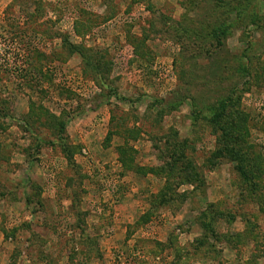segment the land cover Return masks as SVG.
Here are the masks:
<instances>
[{
    "label": "rangeland",
    "instance_id": "rangeland-1",
    "mask_svg": "<svg viewBox=\"0 0 264 264\" xmlns=\"http://www.w3.org/2000/svg\"><path fill=\"white\" fill-rule=\"evenodd\" d=\"M217 1L0 0V264H264V0Z\"/></svg>",
    "mask_w": 264,
    "mask_h": 264
},
{
    "label": "trees",
    "instance_id": "trees-1",
    "mask_svg": "<svg viewBox=\"0 0 264 264\" xmlns=\"http://www.w3.org/2000/svg\"><path fill=\"white\" fill-rule=\"evenodd\" d=\"M215 1H217V0H215ZM209 34L211 35L210 37H212L210 39H213V41H217V39H215L214 37L220 36L221 33H219V30H217L215 28L213 30H210ZM220 42H221V40L218 39V44ZM220 44H219V46H220ZM216 118H217V120H216ZM223 118L225 119V113H224V111H221V112L215 113L214 114V118L212 120H216V121L220 122L221 120H223ZM229 122H230V124H229ZM227 123L229 124V126L237 127L238 121L234 122V120H233V122H232V119H230V116H228L227 117ZM213 125H218L219 126V123H213ZM63 128H64V125L61 123V126H60L61 130L60 131H62ZM228 134H227V136H228ZM231 136H232V134H231ZM232 138H231L232 139V143H234V144H231V145H229L228 142L224 143V141H223V143L226 144V145H222L223 144L222 141H219V145L220 146L217 149V151H215L213 153V156L211 157V160L214 162L213 163L214 165H216L217 160H220V159L224 158L225 155H230L231 154V156H232L233 154H240V153L242 154V147L240 146V144L237 143L236 140H234L235 135H233ZM233 158L237 161L236 157H233ZM214 160H216V161H214ZM178 162H179V160H177L176 158H170L169 161H168L169 166L171 168H175V165H177ZM243 165H244V162L240 161V164L237 163V168H238L239 171H242V174H245L246 177L249 176L250 178H252V179H250V178L248 179L250 182L259 179V177L261 175H263V164H262V162H260L259 165L251 164L248 168L247 167H243ZM246 168H247V171H246ZM255 178H257V179H255ZM244 180H246V179H244ZM254 184H257V183H254ZM212 235H213V233H212Z\"/></svg>",
    "mask_w": 264,
    "mask_h": 264
}]
</instances>
